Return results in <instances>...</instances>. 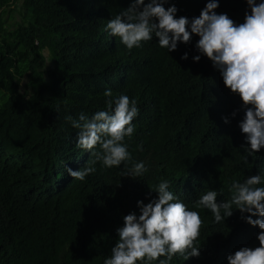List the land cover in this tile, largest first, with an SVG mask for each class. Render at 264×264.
Returning <instances> with one entry per match:
<instances>
[{"label": "trees", "instance_id": "trees-1", "mask_svg": "<svg viewBox=\"0 0 264 264\" xmlns=\"http://www.w3.org/2000/svg\"><path fill=\"white\" fill-rule=\"evenodd\" d=\"M207 2L164 6L175 4L177 18L191 20ZM219 5L217 14L237 24L250 12L246 0ZM129 6L130 0H0V264H104L123 217L140 214L138 201L158 198L151 188L163 180L203 220L195 242L200 257L177 254L170 264H228L229 254L259 246L261 230L235 206L220 223L196 207L209 190L217 191L218 202L230 200L233 181L249 176L260 175L264 186V149L249 155L241 147L242 100L197 50L196 35L173 52L154 35L131 50L109 35L108 20ZM16 13L23 21L11 23ZM121 94L139 109L134 134L124 141L132 161L90 164L95 158L76 147L78 130L67 117L91 119ZM136 162L148 171L140 178L123 175L125 165ZM86 165L96 171L84 181L66 172Z\"/></svg>", "mask_w": 264, "mask_h": 264}, {"label": "clouds", "instance_id": "clouds-1", "mask_svg": "<svg viewBox=\"0 0 264 264\" xmlns=\"http://www.w3.org/2000/svg\"><path fill=\"white\" fill-rule=\"evenodd\" d=\"M169 2L130 0L128 8L108 20L106 30L129 50L141 47L154 35L161 48L173 52L180 43L190 44L193 35L198 36L197 50L212 61L224 85L243 102L245 115L239 127L246 144L241 147L249 155L259 153L264 149V0H246L250 12L245 13L244 22L239 24L227 14H217L219 0H208L200 15L191 20L185 16L177 18L175 4L164 6ZM182 59L187 60L188 53ZM193 59L199 62L201 56ZM104 95L111 98L113 93L106 90ZM138 113L136 101L121 94L114 100L108 99L107 110L97 111L91 119L83 113L78 119H67L78 130L76 147L95 158L89 163L102 162L104 167L112 168L132 161L124 141L134 134L132 122ZM224 122L230 123L227 117ZM97 145L100 151H94ZM95 171V167L87 165L79 171L66 167V172L80 181ZM147 171L143 162H136L131 168L125 165L123 175L140 178ZM261 182L260 175L249 176L243 183L233 181V194L228 201L218 202L215 190L206 191L196 201L197 208L211 211L216 223L231 217L235 206L242 219L261 230L257 235L259 246L242 247L229 254L228 264H264V186H259ZM151 190L158 193V198L147 204L138 201L140 214L133 212L123 217L124 224L117 229L118 242L104 264H155L157 261L170 264L177 254L185 260L200 257L201 248L195 244L203 226L200 213L189 210L169 190L166 180ZM257 216L258 219H253Z\"/></svg>", "mask_w": 264, "mask_h": 264}, {"label": "rangeland", "instance_id": "rangeland-1", "mask_svg": "<svg viewBox=\"0 0 264 264\" xmlns=\"http://www.w3.org/2000/svg\"><path fill=\"white\" fill-rule=\"evenodd\" d=\"M25 13V8L21 9V13ZM19 13H16L15 14V20L14 21H11V23H15V22H19V21H23V16H19L18 15ZM8 23L10 22L9 20L7 21Z\"/></svg>", "mask_w": 264, "mask_h": 264}]
</instances>
